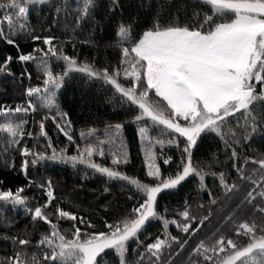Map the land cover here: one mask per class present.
<instances>
[{"label": "snow or ice", "instance_id": "obj_1", "mask_svg": "<svg viewBox=\"0 0 264 264\" xmlns=\"http://www.w3.org/2000/svg\"><path fill=\"white\" fill-rule=\"evenodd\" d=\"M68 2L63 0L61 5V0H57L54 24L62 12H68ZM44 3L45 0H0V38L9 45L16 44L13 37L28 28L30 6ZM117 6L118 0H110L108 11L114 13ZM94 7L95 0H77L76 24L86 20ZM29 34L33 42L42 41L46 50L34 47L29 53L19 52L15 60L25 64L32 61L37 69H42L46 107L55 105V90L61 88L65 78L78 72L102 80L104 86L113 92L108 98L113 108L117 114L122 112L125 119L114 124L106 123L109 133L106 141L77 143L71 154L65 148L57 149L51 140L44 150L36 146L19 147V138L25 134L32 136V132L26 133L23 119L16 122L5 119L0 123V132L6 133L8 144L15 145L20 152L23 158L20 171L27 175L29 163L35 166L40 161H48L53 167L60 162L73 166L79 163L106 177V184L121 182L122 190L129 192L128 199H134L135 203L131 210L119 217L102 220L101 228H96L90 219L85 224L84 217L78 219L74 212L59 206L55 209L57 222L54 223L45 211L54 200L51 180L39 183L29 180L28 183L36 185L41 193L34 199L44 200L34 208H27L34 224L43 222L47 225L37 241L38 247L44 249L43 259L33 255L30 261H21L17 252L14 257L0 260V264H103L105 249H114V260L107 264H116V260L119 264H132L126 257L130 239L136 244L133 253H140L135 264H176V257L183 255L189 247L186 264H264V153L254 158L240 157L236 145L240 143L241 133L232 128L225 132L232 115L241 111L245 114V122L239 126L243 129L244 140L249 139V129L253 133L258 128L264 131L261 127L264 124V0H162L150 19L141 21L137 16L129 19L127 24L121 19L116 31L118 64L101 68L96 66L94 58L80 59L78 55L67 54L63 43L58 46L52 35L43 32ZM16 46L19 49V45ZM53 57L57 62L62 61L61 72L50 69L48 62ZM12 60V56H0V72H8ZM25 75L31 77L26 68L21 79ZM38 92L39 87L29 86L25 89L29 97L26 104L14 108L0 105V114L10 118L13 114L34 111L31 98ZM67 116V112L57 110L53 120L56 128L67 137L68 144H72L75 141ZM132 124L139 126L136 135L144 158L143 169H146V175L141 179L119 170L130 163L121 130ZM45 128L42 119L39 132L47 137ZM152 132L157 135L153 137ZM92 134L89 130V135ZM226 135L228 139H225ZM205 136L219 137L226 149L231 148L229 159L233 161L235 176L229 182L227 173L218 174V186L207 192L206 215L197 217L185 200L178 212L180 218L169 220L167 209L159 210V194L176 189L191 175L199 177L201 189L205 187L203 168L194 161L195 150ZM81 137L87 139L84 133ZM105 143L117 149L111 155L110 166L93 159L95 155H106L101 146ZM165 143L174 144L180 154L176 169L167 174L158 163L163 158V165L170 166L173 160L172 156H163ZM157 144L161 145L160 154L154 150ZM47 149L52 150L50 155ZM28 157H31L30 161ZM241 159L244 163L240 162ZM249 160L258 165V169L253 167L249 171ZM145 179L148 182H144ZM110 186L104 191L109 192ZM23 192L22 187L16 188L15 192L5 190L0 183V201L27 207L29 200ZM199 207L203 212L204 205ZM238 214L245 216L239 223ZM213 215L220 217L221 225L231 223L235 235L217 228L191 245L179 234L172 236L167 231L169 224H176L180 232L194 239ZM153 217L163 225V238L159 234L154 237L149 234L145 240H140L138 237L147 230L146 221ZM65 218L73 229L70 238L60 228L59 221ZM77 224H85L88 230H82ZM236 237H243L246 242L238 244ZM2 238L10 239L14 244L18 242L20 246L30 243L18 235ZM148 239L152 242L148 243ZM141 248L143 252H140ZM172 248L176 251L173 252Z\"/></svg>", "mask_w": 264, "mask_h": 264}, {"label": "trees", "instance_id": "obj_2", "mask_svg": "<svg viewBox=\"0 0 264 264\" xmlns=\"http://www.w3.org/2000/svg\"><path fill=\"white\" fill-rule=\"evenodd\" d=\"M161 2L162 0H118V6L115 12L112 13L108 11L110 0H95V7L92 9L91 14L79 25L76 24L75 19L78 15L75 11L77 0H69L68 12H62L55 24L53 23V14L57 0H45L44 4L30 6L27 14L28 28L13 37L16 44L9 45L6 40L0 38V56L13 57L8 72H0V105L14 108L17 105L26 104L29 97L25 94V89L29 86L40 88V92L31 98L34 111L27 114H13L10 118L0 114V123H3L5 119H11L14 122L20 119L26 121V133L31 131L32 136L25 134L20 137L19 147L28 146L32 148L36 146L39 150H44L49 140H51L57 149L65 148L70 150L69 154H71L75 152L77 143L83 145L87 142L95 144L97 141H106L109 135L105 128L106 123L114 124L125 119L122 112L117 114L112 102L108 99L113 96L112 90L106 88L102 80L97 81L78 72H74L65 78L61 88L55 90V105L51 108L46 107L42 69H37L32 61L25 64L15 60L19 52L29 53L34 47H41L46 50L47 46L43 45L42 41L33 42L29 33L43 32V34L54 36L56 38L54 42L58 46L63 43L67 54L78 55L80 59H84L86 56L94 58L98 68L107 64L116 65L119 56V48L116 46V31L121 19L123 18L125 24L128 23L129 19L137 16L141 21L150 19ZM62 3L63 0H61V5ZM6 30L7 26L5 25ZM17 44L19 49L16 46ZM33 55L39 56L41 54L33 53ZM48 63L50 69L54 72H61L63 69L62 61L57 62L55 57L49 60ZM25 68L31 73V77L25 75L21 79V73ZM117 103H119L118 100ZM57 110L68 113L67 119L71 121L70 132L75 143L68 144L67 137L56 128V121L53 120V117L57 115ZM135 114L133 113V115ZM42 119L46 125L47 137L40 135L39 132V122ZM60 122L63 123V121ZM244 122L245 114L243 111L233 114L227 122L225 132H228V128L240 132V143L236 145L239 156L254 158L259 153H264V131L258 128L253 133L249 129V139L244 140L243 129L239 127ZM138 127V125L132 124L121 130V138L125 140L129 151L130 163L119 170L135 176L136 179H141L145 177L146 169H143L144 158L139 138L136 135ZM261 127H264V124ZM89 130L92 131V135H89ZM81 133L85 134L86 140L82 139ZM151 135L155 137L157 134L152 132ZM228 138L226 135L225 139ZM101 146L104 148L106 155L104 157L95 155L93 159L104 166H110L111 155L117 149L107 143ZM154 150L157 154H160L161 145H155ZM51 151V149H47L49 155ZM163 156H172L173 160L170 161V166H167L163 165V158L159 159L158 163L162 170L165 171V174L168 171H174L180 162L179 150L174 144L168 145L165 143L163 145ZM230 156L231 148L226 149L224 142L219 137L205 136L203 140L199 141V147L196 148L194 156V161L203 168L205 187L201 189L199 187V177L191 175L190 178L186 179V182H182L176 189L166 190L159 194V210L163 212L167 209V219L169 220L179 219L178 212L182 210L181 206L187 200L191 205V212L197 217L206 215L209 202L207 192L218 186V174L220 172L227 173L229 182H231V177L235 176L232 169L233 161L229 159ZM22 159L16 146L8 144L7 134L0 132V183H2L3 189H10L13 192L16 188L22 187L24 189L23 195L29 200L27 207L13 206L10 203L0 201V260H4L6 257H14L17 252L20 253L21 261H30L33 255L37 259H43L44 249L38 247L37 241H39L41 233L45 231L47 225H44L43 222L34 224L32 217L27 214V208H34L37 203H44V200L34 199L38 198L41 193L37 191L36 185L28 183L29 180H35L38 183L51 180L54 200L45 211L54 223L57 222L55 214L57 206L65 211L74 212L78 219L84 217L85 224L90 219L96 228H101L102 220H113L122 213L131 210L134 206V199H128L130 193L122 190L121 182L109 181L110 190L105 192L104 188L109 186L105 183L107 178L87 168L86 165L78 163L73 166L72 164L60 162L58 166L53 167L48 161H40L35 166L29 163L27 175H25V172L20 171ZM28 159L30 161L31 157H28ZM240 162L244 163V159H241ZM253 167L258 169L259 166L253 165L249 160L248 170L251 171ZM214 173L217 175H213ZM144 182H148V180L145 179ZM201 204L204 205L203 212L199 207ZM238 216L237 223L245 218L244 214H238ZM59 224L62 233L67 234L70 238L73 230L71 223L65 218L59 221ZM85 224H77V226L86 231L88 229ZM192 226H195V224ZM217 228L233 236L235 235L232 224L221 225L220 217L217 215H213L211 221L203 225V229L199 231L198 235H195L194 239L193 236L180 232L176 224H169L167 231L172 236L179 234L183 239L189 240L191 245H194L198 240L208 236ZM146 229L138 237L140 240H145L149 237V234L153 237L159 234L163 238L164 228L158 218H149V221H146ZM13 235L28 239L30 243L27 246H20L18 242L14 244L10 239L2 238ZM147 242L151 243L152 240L148 239ZM236 242L242 244L246 240L243 237H236ZM135 247L136 244L130 240L126 248V257L132 264H135L136 257L140 255L139 252L133 253L132 249ZM190 250L191 247L183 255L176 257V264H186ZM143 251L144 249L141 248L140 252ZM172 251L175 252L176 249L172 248ZM112 260H114V251H105V255L102 257L103 264H107L108 261ZM116 264H119L118 260H116Z\"/></svg>", "mask_w": 264, "mask_h": 264}, {"label": "rangeland", "instance_id": "obj_3", "mask_svg": "<svg viewBox=\"0 0 264 264\" xmlns=\"http://www.w3.org/2000/svg\"><path fill=\"white\" fill-rule=\"evenodd\" d=\"M131 240V239H130ZM107 250H113L114 251V249H105L104 251H107Z\"/></svg>", "mask_w": 264, "mask_h": 264}]
</instances>
